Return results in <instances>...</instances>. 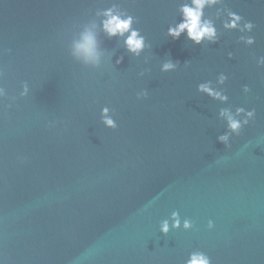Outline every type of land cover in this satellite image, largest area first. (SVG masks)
Masks as SVG:
<instances>
[{
	"label": "water",
	"instance_id": "obj_1",
	"mask_svg": "<svg viewBox=\"0 0 264 264\" xmlns=\"http://www.w3.org/2000/svg\"><path fill=\"white\" fill-rule=\"evenodd\" d=\"M185 4L0 0V264H264V0L206 7L217 39L200 44L168 35ZM109 9L134 18L139 56L104 32Z\"/></svg>",
	"mask_w": 264,
	"mask_h": 264
},
{
	"label": "clouds",
	"instance_id": "obj_2",
	"mask_svg": "<svg viewBox=\"0 0 264 264\" xmlns=\"http://www.w3.org/2000/svg\"><path fill=\"white\" fill-rule=\"evenodd\" d=\"M219 3V0H191V5L185 4L181 7L180 11L182 13V22L179 23L176 27H170L168 30V35L171 36L174 40L179 39L183 33H187V38L195 44H200L202 41L207 40L210 43H215L217 39L216 29L213 23L210 20H205L204 9L206 7H212L213 5ZM230 23H225L224 27L226 29H238L241 32L247 31L251 32L254 28L253 23L247 22L244 24L243 28H239V22L241 17L234 13H230ZM105 19L102 21V26L104 32L109 37L120 36L121 38L127 36V39L124 40L125 47L129 53L139 56L140 53L145 48L144 37L140 35L139 31L133 28L134 18L130 15L121 14L115 12L114 9L106 10L103 13ZM247 45H253L255 40L252 36L247 37L245 40ZM76 54L83 56L85 62L92 61L95 63L98 61L97 45L96 40L93 34L86 33L82 42L76 45ZM120 61H117L119 63ZM257 66H264V57H261L257 60ZM174 65L169 62L163 65V71H170L174 69ZM226 77H220V83H223ZM198 91L205 93L213 99L224 100L226 97L222 96L219 92H216L212 89L211 85L201 84L198 88ZM249 88L245 86V92H248ZM3 89H0V96H3ZM146 98V94H145ZM139 99V97H138ZM243 109L237 110V115L243 113ZM107 110L105 109V115ZM221 115H228L227 113H221ZM248 119L243 120L242 122L233 118L231 115H228V127L229 131L236 135L240 136L243 127L247 126L249 119L255 115V111L247 112ZM104 123L107 127L116 130L117 124L112 119H105ZM220 142L227 145L228 136H221L218 138ZM172 219L174 221L172 228H179L180 222L178 215L173 213ZM185 230H188L192 227L189 221H185L183 225ZM212 227V223L209 222V228ZM160 231L167 235L169 232L168 222L165 221ZM186 264H211L210 258L203 252L192 253L190 259L186 261Z\"/></svg>",
	"mask_w": 264,
	"mask_h": 264
}]
</instances>
